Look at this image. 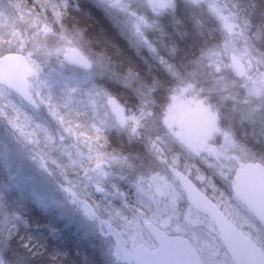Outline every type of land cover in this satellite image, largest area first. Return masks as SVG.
<instances>
[{
  "label": "clouds",
  "instance_id": "1",
  "mask_svg": "<svg viewBox=\"0 0 264 264\" xmlns=\"http://www.w3.org/2000/svg\"><path fill=\"white\" fill-rule=\"evenodd\" d=\"M111 3L116 37L163 61L151 33L174 0ZM25 7L0 28V60L20 57L31 69L0 76V166L27 178L28 201L95 239L102 264H264V8L257 23L246 5L199 0L215 43L162 65L176 99L198 96L213 114L209 132L192 140L146 98L130 107L110 87L122 62L86 31L72 33L51 0ZM128 133L140 153L112 145ZM97 154L127 177L119 204L89 188ZM28 227L23 204L0 201V264H32Z\"/></svg>",
  "mask_w": 264,
  "mask_h": 264
},
{
  "label": "trees",
  "instance_id": "2",
  "mask_svg": "<svg viewBox=\"0 0 264 264\" xmlns=\"http://www.w3.org/2000/svg\"><path fill=\"white\" fill-rule=\"evenodd\" d=\"M13 1L20 9L31 2V0ZM51 3L56 6L58 13L63 14V19L69 29L86 31L94 40L101 41L100 46L106 48L115 60L122 62V67L119 64L112 67L114 73L111 75L118 82L111 84L110 87L122 93L129 101L130 107H135L137 97H143V91L146 92L147 89L154 88L152 94L155 100L162 99L161 95L163 96L166 90L170 91L174 84V80L170 76L171 69L166 72L162 65H167L169 60H175L177 64L184 63L187 59L192 58L199 49L209 48L216 41L212 24L199 11V3L197 2V5L191 3L185 7V11L178 14L177 20L173 22L174 27L178 24L176 30H179V38L177 37L178 32L173 27L171 29L167 26V31L174 34L172 38L168 39V43L171 46L173 44L176 50L169 51L163 62L157 63L156 59L143 52L137 56L124 40L118 39L102 12L99 16L95 10L88 7L93 6L89 0H51ZM231 3L238 7L246 5L249 10H254L257 13L254 20L259 22L258 13L261 8H264L259 0H231ZM192 6H196L195 9ZM71 7L74 8L73 11L70 9ZM1 12L3 11L0 10V18L5 17V19L0 23V28L12 23V16L6 15L7 12H3L5 13L3 15ZM163 24L166 28V24ZM165 38H169V34ZM126 69L127 71H125ZM79 135L74 130L72 131L73 142L70 149H65L69 154L75 152L76 138ZM112 145L117 149L118 154L139 151L126 134H114ZM100 157H102L100 154L95 156L94 164ZM90 189L96 199L103 197L96 194L92 190L93 188ZM106 199L114 204L120 203V201L108 197ZM5 200L13 206L18 203L24 205L29 225L25 231L30 238L34 254L32 264H102L101 250L89 237L85 238L83 234L76 232L66 223V219L37 208L29 202L27 192L11 184L9 174L0 166V201Z\"/></svg>",
  "mask_w": 264,
  "mask_h": 264
},
{
  "label": "rangeland",
  "instance_id": "3",
  "mask_svg": "<svg viewBox=\"0 0 264 264\" xmlns=\"http://www.w3.org/2000/svg\"><path fill=\"white\" fill-rule=\"evenodd\" d=\"M57 1V0H55ZM90 3L94 7L100 6V9L102 11V15L107 18L109 21L111 18V13L113 11V4L111 3V0H89ZM161 3H164L165 0H160ZM197 2L199 3V0H174V3L169 8L166 14L160 16L157 18L156 23L153 27V31L151 33V39L153 42L157 43L160 47L161 51L167 56L169 54V51L173 52L175 51V47L172 44V46L168 43V39L172 38L174 34L172 32L167 31V26H169L171 29L174 28L175 31H177L178 24L174 27L173 22L177 20L178 14L180 12L185 11V7L190 5H197ZM31 3V2H30ZM196 6H192L193 9H195ZM26 7H20L15 3L13 0H0V10L3 12H7L6 15L12 16L16 18H23L27 14V10H24ZM1 12V14L5 15V13ZM8 18V17H7ZM5 17L0 18V23L3 22ZM166 24V28L164 27ZM173 27V28H172ZM72 33H78V30L70 29ZM168 32V33H167ZM177 37H180L179 30L177 31ZM169 34V38H165ZM182 37V36H181ZM177 40V38L175 37ZM170 42H172L170 40ZM146 55H148L146 52H143ZM149 57H152L148 55ZM153 58V57H152ZM163 62V61H161ZM114 69H110L111 74L114 73ZM114 79V76H112ZM128 81V79H126ZM116 82L118 80L115 79ZM115 82V83H116ZM154 89V88H153ZM153 89H147L146 92L143 91V98H146L151 103L154 104L156 107L158 115H161L165 122L169 125V127H172L176 130L177 135L183 136V128L185 126V123L189 118L197 116L200 111L206 107L205 102L199 98L198 96L191 95L186 96L182 99H176L173 91V87L170 89V91H165L163 96L161 95L162 99H156L153 97ZM157 91V90H156ZM142 95V91H141ZM212 114V113H211ZM213 115V114H212ZM127 138L135 143L136 147L139 149L136 153H140L142 151L141 143L135 139V137L128 133L126 134ZM73 142V138H72ZM71 142V144H72ZM71 144H65L63 145L64 149H70ZM135 153V152H134ZM101 161L103 163V166L100 170L95 171L91 183L89 184V188H93L94 192L98 195H101L103 197H108L117 201H120L119 196L120 193L127 192V177L123 175L119 169L118 166L115 164H110L107 160H105L103 157H100L98 161L95 163H98ZM3 167V166H2ZM5 170V167H3ZM7 174H9V180L11 181V184L14 186H17L20 190H23L26 192L25 188V176H20L16 174L15 168H8L6 170ZM66 223L70 225L76 232L83 234L85 238L89 237L87 236L82 230H78L77 226L74 223H69V221L66 219ZM90 240L99 248L98 242L89 237Z\"/></svg>",
  "mask_w": 264,
  "mask_h": 264
},
{
  "label": "water",
  "instance_id": "4",
  "mask_svg": "<svg viewBox=\"0 0 264 264\" xmlns=\"http://www.w3.org/2000/svg\"><path fill=\"white\" fill-rule=\"evenodd\" d=\"M31 71L27 61L23 58L15 57V58H8L7 60H0V76H10L13 74L18 75H27ZM213 115L209 114L207 109H202L200 114L196 117L189 118L186 122V134L185 136L191 138L192 140H197L200 137L206 135L209 130L210 126L213 122ZM103 166L102 162L97 163L94 165L96 171L100 170ZM251 179L259 183L262 177L258 174H254ZM151 264V262H149Z\"/></svg>",
  "mask_w": 264,
  "mask_h": 264
},
{
  "label": "flooded vegetation",
  "instance_id": "5",
  "mask_svg": "<svg viewBox=\"0 0 264 264\" xmlns=\"http://www.w3.org/2000/svg\"><path fill=\"white\" fill-rule=\"evenodd\" d=\"M88 7H91L93 10H95L98 14H99V16H101V9H100V6H98V7H94V6H88ZM72 11H73V9L74 8H70ZM82 10V9H81ZM80 10V11H81ZM72 15H73V13H72ZM182 132H183V135H185L186 134V130H185V128H183V130H182Z\"/></svg>",
  "mask_w": 264,
  "mask_h": 264
}]
</instances>
